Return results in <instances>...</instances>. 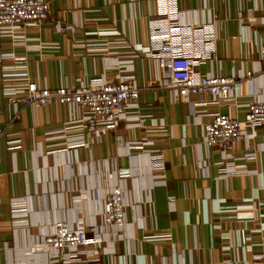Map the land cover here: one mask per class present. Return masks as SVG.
<instances>
[{"label":"crops","instance_id":"obj_1","mask_svg":"<svg viewBox=\"0 0 264 264\" xmlns=\"http://www.w3.org/2000/svg\"><path fill=\"white\" fill-rule=\"evenodd\" d=\"M49 1L48 19L22 28L23 45L0 40V59L25 57L30 79L49 88L132 76L140 96L128 120L95 136L77 126L76 107L12 105L5 91L27 82L4 79L0 60V264H54L34 246L59 219L103 237L74 264H264V125L233 145L238 173L203 141L214 114L243 121L246 105L264 100V0ZM159 34L179 41L197 72L234 76L232 93L177 101ZM144 140L153 144L135 146ZM118 184L126 224L104 231ZM18 206L27 214L15 219Z\"/></svg>","mask_w":264,"mask_h":264},{"label":"built area","instance_id":"obj_2","mask_svg":"<svg viewBox=\"0 0 264 264\" xmlns=\"http://www.w3.org/2000/svg\"><path fill=\"white\" fill-rule=\"evenodd\" d=\"M50 9L49 0H0V40L9 41L13 46L23 45L22 28L47 20ZM153 39L158 50L157 61L169 75L167 88L177 101H188L191 96L204 101L209 95L216 103L232 93L236 84L234 76L201 74L194 69L192 58L179 41L167 34L154 35ZM0 60L6 65L3 67L4 79L27 82L25 87L5 91L12 105L41 108L55 102L76 107L81 111V117L75 121L77 126L92 135L100 136L110 129H117L122 121L129 119V110L138 106L140 89L132 76H120L114 81L102 79L76 88H49L30 79L25 57L2 52ZM246 107L248 112L243 121L229 114L216 113L203 126L204 144L207 148L220 149L222 159L226 161L223 166L225 172H241L230 161L233 158V145L256 137L257 129L264 125V100L254 99ZM152 144V141L144 140L135 146L144 149ZM147 200L151 201L150 196ZM26 214L25 209L19 206L12 211L15 219ZM101 219L104 231L109 228L119 231L125 226L126 202L122 185H114L106 195ZM93 231L96 229L81 225L73 227L66 219H59L54 222L52 231L44 237L43 242L34 248L37 251H50L54 264L78 263L81 261L78 249L89 244L99 246L104 241L100 235L90 238L89 233Z\"/></svg>","mask_w":264,"mask_h":264}]
</instances>
